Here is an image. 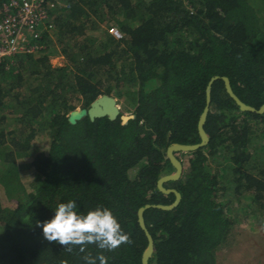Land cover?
I'll return each instance as SVG.
<instances>
[{
    "label": "trees",
    "instance_id": "trees-1",
    "mask_svg": "<svg viewBox=\"0 0 264 264\" xmlns=\"http://www.w3.org/2000/svg\"><path fill=\"white\" fill-rule=\"evenodd\" d=\"M61 1L68 7L52 12L43 48L0 62V264H85L84 255L101 254L43 238L38 223L69 200L82 214L110 209L129 235L130 244L102 253L107 264H141L137 211L174 200L156 187L174 171L165 151L200 141L209 80L226 76L242 102L264 103V0ZM103 94L133 118L68 122ZM204 130L208 144L177 153L183 173L164 184L180 203L144 212L149 264H217L235 226L233 199L264 223V113L241 112L218 80ZM43 133L48 146L33 154Z\"/></svg>",
    "mask_w": 264,
    "mask_h": 264
},
{
    "label": "water",
    "instance_id": "water-1",
    "mask_svg": "<svg viewBox=\"0 0 264 264\" xmlns=\"http://www.w3.org/2000/svg\"><path fill=\"white\" fill-rule=\"evenodd\" d=\"M218 80L222 81L226 94L234 102V104L238 107V109L241 112H248L259 115L264 113V103L259 108L256 109L242 102L233 92L230 81L226 76H221V77L215 76L209 80L205 88V106L197 122V132L200 141L196 144H187V145L173 143L169 145L165 151L166 158L168 159L174 171L173 173L161 176L156 182V187L158 191L164 195L172 194L174 196V200L169 205L146 204L145 206L140 207L137 211V222L139 228L142 230L146 238V246L141 255V264H149V259L151 258L154 252V241L149 231L146 228L144 221V212L150 208L164 210V211H171L175 209L177 205L180 203L181 200L180 193L173 188L171 189L164 188V184L167 182L179 180L183 173V166L179 158L176 156L177 153L194 152L200 148L205 147L208 144L209 138L204 130V125L207 119L210 102H211V87L212 84ZM85 116L91 122H93L95 119L106 117L109 120H116L117 118H119L123 123H126L129 119L133 118V115H123L120 110V107L118 106L117 99L112 95H108V94H103L95 98L86 109L74 110L70 112L67 120L70 124H75L77 121H79L81 118Z\"/></svg>",
    "mask_w": 264,
    "mask_h": 264
},
{
    "label": "clouds",
    "instance_id": "clouds-1",
    "mask_svg": "<svg viewBox=\"0 0 264 264\" xmlns=\"http://www.w3.org/2000/svg\"><path fill=\"white\" fill-rule=\"evenodd\" d=\"M75 200L59 203L51 219L37 226L42 228L43 238L49 243H56L69 253L78 247L81 253L89 245H95L101 252L93 257L88 253L82 257L85 264H107L103 252H114L124 244L132 241L113 212L104 207H97L87 213L78 210Z\"/></svg>",
    "mask_w": 264,
    "mask_h": 264
},
{
    "label": "built area",
    "instance_id": "built-area-1",
    "mask_svg": "<svg viewBox=\"0 0 264 264\" xmlns=\"http://www.w3.org/2000/svg\"><path fill=\"white\" fill-rule=\"evenodd\" d=\"M67 7L61 0L0 1V62L18 55L37 54L43 48L42 34L53 27L52 12ZM109 33L121 38L117 28H110Z\"/></svg>",
    "mask_w": 264,
    "mask_h": 264
},
{
    "label": "rangeland",
    "instance_id": "rangeland-1",
    "mask_svg": "<svg viewBox=\"0 0 264 264\" xmlns=\"http://www.w3.org/2000/svg\"><path fill=\"white\" fill-rule=\"evenodd\" d=\"M50 62L58 65L62 63V59L53 55ZM117 103L123 115H131L130 111L123 110V103L118 99ZM48 142L47 134H38L32 141L33 154L46 149ZM246 205L247 201L239 203L236 199L229 203L231 215L235 217V226L228 245L217 253V264H264V223Z\"/></svg>",
    "mask_w": 264,
    "mask_h": 264
}]
</instances>
